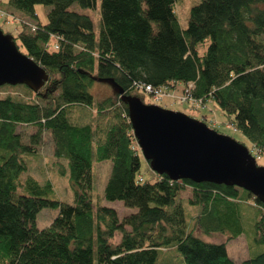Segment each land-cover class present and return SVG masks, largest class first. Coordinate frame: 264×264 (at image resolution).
<instances>
[{
    "label": "trees",
    "instance_id": "trees-1",
    "mask_svg": "<svg viewBox=\"0 0 264 264\" xmlns=\"http://www.w3.org/2000/svg\"><path fill=\"white\" fill-rule=\"evenodd\" d=\"M96 2H7L33 18L36 5L52 7L46 23L24 19L23 29L13 35L46 69L48 81L39 91L24 85L28 100L0 97V264H264V203L235 185L176 180L155 171L146 179L125 99L140 97L141 83L172 90L192 82L193 96L218 103L251 143L244 144L264 160V0H201L191 7L185 28L178 20V0H102L99 31L90 15L72 7L94 8ZM111 80L118 88L115 96L96 102L94 83ZM95 105L98 119L106 120L107 112L115 117L103 131L99 121L70 117L75 106ZM23 125L34 126L28 141L18 130ZM46 133L54 156L66 160L61 173L69 172L73 203L53 198V183L30 174L26 157L37 156ZM94 157L113 162L105 199L136 208L123 220L114 207L94 203ZM257 163L263 165L258 157ZM188 188L191 214L181 200ZM44 208L59 213L39 228L37 216ZM254 209V235L248 237L255 255L247 259L235 260L225 242L196 233L236 238ZM117 232L121 240L113 242Z\"/></svg>",
    "mask_w": 264,
    "mask_h": 264
},
{
    "label": "water",
    "instance_id": "water-1",
    "mask_svg": "<svg viewBox=\"0 0 264 264\" xmlns=\"http://www.w3.org/2000/svg\"><path fill=\"white\" fill-rule=\"evenodd\" d=\"M48 79L46 69L0 27V86L26 85L39 91ZM119 93L124 95V90ZM125 99L134 135L152 170L176 180L235 185L264 203V165L247 145L183 112L145 103L136 95Z\"/></svg>",
    "mask_w": 264,
    "mask_h": 264
},
{
    "label": "rangeland",
    "instance_id": "rangeland-1",
    "mask_svg": "<svg viewBox=\"0 0 264 264\" xmlns=\"http://www.w3.org/2000/svg\"><path fill=\"white\" fill-rule=\"evenodd\" d=\"M201 0H178L176 3L177 6V16L179 23L182 28H185L188 23L189 12L193 5L199 3ZM8 0H0V27L3 29L5 33H10L16 36L19 31L23 29L22 20L27 19L30 23L40 22L42 24L48 21V13L51 10L52 6L38 4L36 5V14L37 18L30 17L25 13L8 7ZM101 2L102 0H97L96 6L94 8H82L77 4H74L72 7L76 10L81 11L82 13L88 14L91 16L94 28L96 31H99L101 26ZM200 51L204 50V47H199ZM118 89L111 81H96L92 87V93L94 94L95 100L101 101L109 96H115ZM12 94L17 99L28 100L30 98V92L24 87V85H16L15 87H9L8 85H4L0 88V97H4L6 95ZM142 101L145 103H152L160 105L164 108L180 111L185 114L191 115L194 118L201 119L205 114L207 116L206 123L209 126L220 128V132L230 135L238 141L246 143L250 145L249 139L240 131L235 130L232 123L227 120L225 115L222 112L221 107L213 100H209L204 102L203 107L194 108L191 107L188 103L179 104L175 102V99L172 97H166L164 101L157 102L155 101L151 95L147 93H139ZM76 107V108H75ZM74 109H71L70 113L73 119L85 123V122H100V126L102 131L104 127L110 125L115 120L112 113L107 112L106 120L98 119V112L96 105L93 107H83V106H75ZM71 118V119H72ZM72 119V120H73ZM215 124V125H214ZM20 132L23 133L26 137L24 140L28 141L29 134L34 130V126L32 125H23L18 128ZM102 131L99 133V136L102 135ZM99 136L96 139H99ZM97 142L94 143V153L96 151ZM252 146V145H251ZM253 153L257 156V150L255 147H252ZM260 160V163L264 165V160L257 156ZM26 160L29 165L30 174L34 175L40 181L45 182L50 180L55 187V194L52 196L55 199H60L62 201L73 203L74 202V191L72 189L70 180H69V172L66 174L61 173V164L66 166V160L61 159L59 161L53 153V144L51 141V137L46 133L45 138L39 148V153L34 157H26ZM143 175L146 179H152V175L155 173L149 165L148 161L143 156ZM61 163V164H60ZM113 166L112 160H103L97 161L94 157V188L92 191L93 199L95 205H107L110 207H114L121 220L131 212L135 211L136 208L127 207L123 201H109L105 199L104 189L109 178L111 169ZM192 197V190L190 188L186 189L181 194V200L185 203V208L187 212L190 211L194 213L195 207H192L189 203H187L188 198ZM251 200H253L251 198ZM246 211V210H245ZM58 209L52 208H44L37 216V226L39 228L48 227L53 219L58 215ZM247 213V211H246ZM258 213L257 210H252L248 216L246 217V222L244 225V232L236 238H230L228 233L215 232L212 234L202 233L199 229L196 230V233L202 237L203 239L210 242H225L227 244L228 253L230 257L234 258L237 261H241L243 259H247L252 255H255L254 249H250L249 246V237L254 235L253 232V224L255 219L257 218ZM122 234L121 232H117L113 242H118L121 240ZM261 250H264V245H262ZM169 264L166 261H160L158 264ZM178 264V263H176Z\"/></svg>",
    "mask_w": 264,
    "mask_h": 264
},
{
    "label": "built area",
    "instance_id": "built-area-1",
    "mask_svg": "<svg viewBox=\"0 0 264 264\" xmlns=\"http://www.w3.org/2000/svg\"><path fill=\"white\" fill-rule=\"evenodd\" d=\"M55 48H58V45H55ZM139 88L145 93L151 95V97L157 101L161 102L166 99V97H172L175 99V102L179 104L188 103L191 107L198 108L203 107L204 102L202 99H196L192 94L193 83L190 82L186 85H177L174 89H169L167 86H158L154 87L151 84L141 83ZM215 125V124H214ZM143 179L142 177L140 178Z\"/></svg>",
    "mask_w": 264,
    "mask_h": 264
},
{
    "label": "bare ground",
    "instance_id": "bare-ground-1",
    "mask_svg": "<svg viewBox=\"0 0 264 264\" xmlns=\"http://www.w3.org/2000/svg\"><path fill=\"white\" fill-rule=\"evenodd\" d=\"M170 89V88H169ZM209 126V125H208ZM210 127V126H209ZM211 128V127H210ZM253 154V153H252ZM254 155V154H253ZM256 158H257V156H256Z\"/></svg>",
    "mask_w": 264,
    "mask_h": 264
}]
</instances>
